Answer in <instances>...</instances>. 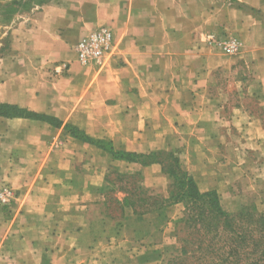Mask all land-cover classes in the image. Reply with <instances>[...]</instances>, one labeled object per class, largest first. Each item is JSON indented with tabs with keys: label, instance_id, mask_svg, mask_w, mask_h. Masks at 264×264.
<instances>
[{
	"label": "crops",
	"instance_id": "1",
	"mask_svg": "<svg viewBox=\"0 0 264 264\" xmlns=\"http://www.w3.org/2000/svg\"><path fill=\"white\" fill-rule=\"evenodd\" d=\"M100 27L110 54L77 65L73 47ZM209 37L236 38L238 53ZM59 62L72 63L54 78ZM0 105L62 123L0 116V188L15 194L0 264H167L183 211L171 177L94 143L171 154L201 193L222 190L247 152L264 158V0H49L11 28Z\"/></svg>",
	"mask_w": 264,
	"mask_h": 264
},
{
	"label": "trees",
	"instance_id": "2",
	"mask_svg": "<svg viewBox=\"0 0 264 264\" xmlns=\"http://www.w3.org/2000/svg\"><path fill=\"white\" fill-rule=\"evenodd\" d=\"M26 1L32 2L39 10L49 0ZM13 12L14 10L9 14ZM3 110L14 112L7 114ZM0 116L23 117L43 121L56 127L62 125L52 117L35 114L16 106L0 105ZM65 128L73 137L93 143L75 129L69 126ZM94 144L112 153L115 158L143 163L155 161L171 177L169 201L181 203L185 216L175 223V239L180 245V252L174 253L167 264H172V259L176 264L187 261H192L194 264H264V214L255 219L252 214L244 210L235 214L223 212L217 194L214 191L200 193L196 184L182 171L178 160L171 154L142 158L115 153L103 142Z\"/></svg>",
	"mask_w": 264,
	"mask_h": 264
},
{
	"label": "rangeland",
	"instance_id": "3",
	"mask_svg": "<svg viewBox=\"0 0 264 264\" xmlns=\"http://www.w3.org/2000/svg\"><path fill=\"white\" fill-rule=\"evenodd\" d=\"M28 3L29 5H26ZM13 10V14H9ZM37 10L36 5L26 0H0V56L8 47L11 28ZM215 52L220 53L216 50ZM3 112L12 114L14 111L3 110ZM242 161L240 173H235L234 177L223 184L222 190L215 193L223 212L235 214L244 210L258 219L261 214H264V158H258L255 154L247 152ZM182 216H185L184 208ZM177 246L176 252L179 253L180 245L177 244ZM171 262L176 264L174 259ZM182 264L194 263L187 261Z\"/></svg>",
	"mask_w": 264,
	"mask_h": 264
},
{
	"label": "built area",
	"instance_id": "4",
	"mask_svg": "<svg viewBox=\"0 0 264 264\" xmlns=\"http://www.w3.org/2000/svg\"><path fill=\"white\" fill-rule=\"evenodd\" d=\"M113 37L109 29L96 28L82 36L73 47L74 62L82 67H99L110 54ZM208 46L220 53L236 55L240 44L236 38L217 40L209 37ZM72 62H59L54 64L51 72L54 78H60L67 74ZM15 198V194L7 187L0 188V209H8Z\"/></svg>",
	"mask_w": 264,
	"mask_h": 264
}]
</instances>
